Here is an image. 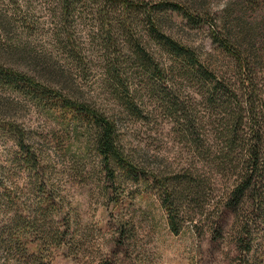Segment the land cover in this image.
Here are the masks:
<instances>
[{
    "label": "rangeland",
    "instance_id": "rangeland-1",
    "mask_svg": "<svg viewBox=\"0 0 264 264\" xmlns=\"http://www.w3.org/2000/svg\"><path fill=\"white\" fill-rule=\"evenodd\" d=\"M72 1L68 25L87 71L50 75L116 121L125 149L147 159L139 181L149 186L110 182L96 151L72 126L0 85V264H264V181L259 203L230 208L221 198L235 175L207 168L210 185L176 205V232L151 183L156 166L164 177L187 178L183 168L198 170L207 162L202 159H242V132L229 143L224 110L209 105L206 89L178 69L157 76L131 61L118 102L100 72L102 57L122 55L128 39L154 53L160 67H179L147 33L150 12L162 32L189 46L204 65L232 76L238 49L211 42L231 8L226 25L245 41V55L262 57L250 73L264 96V0H182L203 4L200 18L192 19L156 7L165 0ZM116 1L126 8L118 11ZM60 12L58 0H0V55L2 45L18 44L67 71L52 39ZM11 125L22 138L7 131ZM19 226L27 229L24 237L11 242L9 233Z\"/></svg>",
    "mask_w": 264,
    "mask_h": 264
},
{
    "label": "trees",
    "instance_id": "trees-1",
    "mask_svg": "<svg viewBox=\"0 0 264 264\" xmlns=\"http://www.w3.org/2000/svg\"><path fill=\"white\" fill-rule=\"evenodd\" d=\"M59 1L61 12L54 17L61 24L53 32L52 39L58 53L64 56L67 71L58 68L56 62L52 61L50 57L42 55H34V57L18 44L17 46L2 45L4 53L0 55V85L25 98L49 117L59 118L65 127L72 126L75 134L79 133L84 137L85 147L96 151L100 166L110 182L120 185L125 181L136 184L143 181L142 185H148L149 182L145 178L139 181L143 168L148 167L147 159L125 149L119 140V127L116 121L106 111L97 108L95 104L93 106L84 102L80 94H74L62 82L54 80L50 75L87 71L85 69L86 59L83 58L80 49H76V40L71 36L68 25V9L70 6L72 7L73 1ZM116 2L118 11L126 8L120 1ZM156 7L169 8L189 19L200 18L201 12L204 11L203 4L196 1L165 0ZM232 12L231 8H227L221 20L222 28L211 35L213 44H219L225 50L229 47L238 49L234 65L236 74L232 76L220 74L218 69L211 70L210 66L204 65L189 46L162 32L160 22L150 12L148 13L147 33L164 51L169 61L174 60L178 63V68L172 64L165 68L160 67L155 60L154 53L147 52L138 45L135 46L131 39L123 41L120 45L122 55L119 53L111 57L104 56L100 61L101 74H107V79L104 80L105 86L109 88L107 90L116 102L124 98V95L118 93V87L125 85L127 77L121 76V74H130L131 61L136 63L143 72L157 76L163 75L167 70L172 72L178 69V71L187 73L183 74L184 77L194 79L206 89L208 95L210 94L209 105L220 106L224 110L222 131L225 132L230 144L242 132L241 137L245 141V155L242 159L231 154L213 159L211 164L208 163V160L202 159L201 161L207 162H201L198 170L192 164L183 168L182 171L186 173L187 178L164 177L159 166L155 167L157 172H154L155 176L151 183L158 190L162 207L169 214L168 224L174 232H176V213H178V211L175 212V208L180 197L183 195L189 197L210 185L209 178L204 176L207 168L212 167L223 173L231 172V176L235 175L234 179L230 178L232 180L229 182L228 192L221 198V202L228 207L235 209L240 206L247 207L249 204L259 203L261 200L257 196V191L264 181V96L256 88L258 76L251 74L250 71L251 67L256 66L255 61H259L262 57L257 51L252 55L248 53L245 55V41L243 38L236 39L231 28L226 25V19L230 20ZM119 23L126 27L129 26L125 20ZM212 23L215 25V22ZM128 101L124 102L126 107ZM78 125L84 129H79ZM16 128L11 125L7 131L14 132L19 138H22V134H18ZM192 166L194 169H190ZM188 170L194 171V175L188 173ZM26 231L27 229L21 226L16 227L13 233L10 231L11 242L22 239Z\"/></svg>",
    "mask_w": 264,
    "mask_h": 264
}]
</instances>
